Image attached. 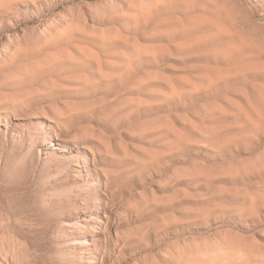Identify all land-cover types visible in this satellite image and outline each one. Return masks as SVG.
<instances>
[{
    "label": "rangeland",
    "instance_id": "obj_1",
    "mask_svg": "<svg viewBox=\"0 0 264 264\" xmlns=\"http://www.w3.org/2000/svg\"><path fill=\"white\" fill-rule=\"evenodd\" d=\"M0 264H264V0H0Z\"/></svg>",
    "mask_w": 264,
    "mask_h": 264
},
{
    "label": "bare ground",
    "instance_id": "obj_2",
    "mask_svg": "<svg viewBox=\"0 0 264 264\" xmlns=\"http://www.w3.org/2000/svg\"><path fill=\"white\" fill-rule=\"evenodd\" d=\"M82 243H86V241L82 242Z\"/></svg>",
    "mask_w": 264,
    "mask_h": 264
}]
</instances>
